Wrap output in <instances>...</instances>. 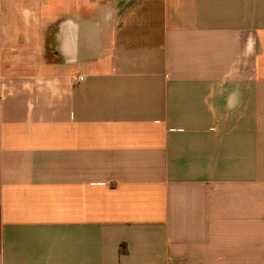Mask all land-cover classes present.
Masks as SVG:
<instances>
[{"label":"crops","instance_id":"0c3cea01","mask_svg":"<svg viewBox=\"0 0 264 264\" xmlns=\"http://www.w3.org/2000/svg\"><path fill=\"white\" fill-rule=\"evenodd\" d=\"M0 264H264V0H0Z\"/></svg>","mask_w":264,"mask_h":264},{"label":"built area","instance_id":"2783aa9c","mask_svg":"<svg viewBox=\"0 0 264 264\" xmlns=\"http://www.w3.org/2000/svg\"><path fill=\"white\" fill-rule=\"evenodd\" d=\"M86 79H87V76H86V74H83V73H78L74 76V81L76 83H82V82L86 81Z\"/></svg>","mask_w":264,"mask_h":264}]
</instances>
